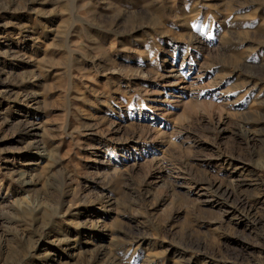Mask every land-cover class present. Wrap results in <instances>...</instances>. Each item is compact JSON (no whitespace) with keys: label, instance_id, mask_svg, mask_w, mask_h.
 Here are the masks:
<instances>
[{"label":"rangeland","instance_id":"obj_1","mask_svg":"<svg viewBox=\"0 0 264 264\" xmlns=\"http://www.w3.org/2000/svg\"><path fill=\"white\" fill-rule=\"evenodd\" d=\"M0 264H264V0H0Z\"/></svg>","mask_w":264,"mask_h":264},{"label":"bare ground","instance_id":"obj_2","mask_svg":"<svg viewBox=\"0 0 264 264\" xmlns=\"http://www.w3.org/2000/svg\"><path fill=\"white\" fill-rule=\"evenodd\" d=\"M172 99H173V98H172ZM213 105H214V103H213ZM214 106H215V105H214ZM209 108H210V109H213V107H212V106H210ZM212 112H213V111H212ZM210 118H211V117H210Z\"/></svg>","mask_w":264,"mask_h":264}]
</instances>
